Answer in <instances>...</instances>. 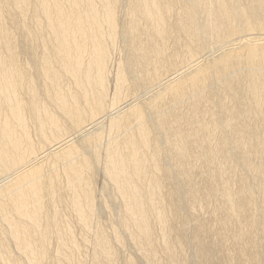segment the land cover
Listing matches in <instances>:
<instances>
[{
	"label": "bare ground",
	"instance_id": "6f19581e",
	"mask_svg": "<svg viewBox=\"0 0 264 264\" xmlns=\"http://www.w3.org/2000/svg\"><path fill=\"white\" fill-rule=\"evenodd\" d=\"M0 264H264V0H0Z\"/></svg>",
	"mask_w": 264,
	"mask_h": 264
}]
</instances>
